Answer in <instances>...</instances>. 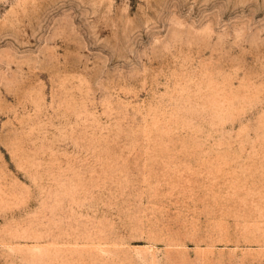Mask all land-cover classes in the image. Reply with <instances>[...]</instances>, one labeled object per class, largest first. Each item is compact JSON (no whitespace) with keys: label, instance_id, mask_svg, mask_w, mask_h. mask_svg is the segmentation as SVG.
<instances>
[{"label":"rangeland","instance_id":"374dc122","mask_svg":"<svg viewBox=\"0 0 264 264\" xmlns=\"http://www.w3.org/2000/svg\"><path fill=\"white\" fill-rule=\"evenodd\" d=\"M0 264H264V0H0Z\"/></svg>","mask_w":264,"mask_h":264}]
</instances>
